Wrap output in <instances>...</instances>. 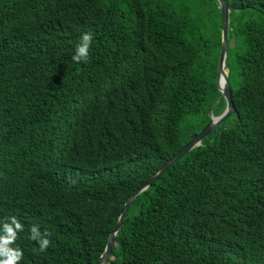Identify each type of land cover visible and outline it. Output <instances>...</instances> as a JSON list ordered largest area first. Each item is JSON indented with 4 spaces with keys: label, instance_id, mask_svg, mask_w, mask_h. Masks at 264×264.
<instances>
[{
    "label": "trees",
    "instance_id": "obj_1",
    "mask_svg": "<svg viewBox=\"0 0 264 264\" xmlns=\"http://www.w3.org/2000/svg\"><path fill=\"white\" fill-rule=\"evenodd\" d=\"M213 1L212 16L180 0H0V236L15 230L17 264L95 263L129 195L224 110ZM226 1L232 123L132 200L104 264H264V0ZM33 226L51 233L44 252Z\"/></svg>",
    "mask_w": 264,
    "mask_h": 264
},
{
    "label": "water",
    "instance_id": "obj_2",
    "mask_svg": "<svg viewBox=\"0 0 264 264\" xmlns=\"http://www.w3.org/2000/svg\"><path fill=\"white\" fill-rule=\"evenodd\" d=\"M221 12V43L218 54L217 64V77L216 84L218 92L225 100L224 110L218 114H211L209 121L205 126L196 134L192 139L186 142L181 149H179L172 157H170L146 182L138 187L129 197L126 199L124 206L118 216L114 228L110 231L103 252L93 264H104L108 259L111 250L113 248L115 235L121 228L125 214L132 202V200L142 191L147 189L152 182L158 179V177L171 166L178 158L191 149L202 144L203 139L214 130V128L225 121L230 115L235 113V107L232 98V88L228 78L227 67V53H228V23H229V10L230 6L226 0H216Z\"/></svg>",
    "mask_w": 264,
    "mask_h": 264
},
{
    "label": "clouds",
    "instance_id": "obj_3",
    "mask_svg": "<svg viewBox=\"0 0 264 264\" xmlns=\"http://www.w3.org/2000/svg\"><path fill=\"white\" fill-rule=\"evenodd\" d=\"M92 40L93 37L91 33L82 34L80 43L76 46L75 53L71 57L73 62L86 63L89 60V49ZM12 224L15 225V229L22 230V225L15 219V217H12ZM4 230L6 235L0 236V257H4L3 259H0V264H17L23 253L19 249L14 250L8 247V245L15 240L16 232L9 224H5ZM30 231V239L38 241V250L40 252L46 251L50 244V240L47 237H49L51 233L46 230L43 236H41V233L36 226H33Z\"/></svg>",
    "mask_w": 264,
    "mask_h": 264
},
{
    "label": "rangeland",
    "instance_id": "obj_4",
    "mask_svg": "<svg viewBox=\"0 0 264 264\" xmlns=\"http://www.w3.org/2000/svg\"><path fill=\"white\" fill-rule=\"evenodd\" d=\"M184 3H187L191 6H194L198 8L199 10L203 11H210L211 15L213 16V11H214V1L213 0H180ZM232 80V76H231ZM225 126H228L232 123V118H227L225 121Z\"/></svg>",
    "mask_w": 264,
    "mask_h": 264
}]
</instances>
